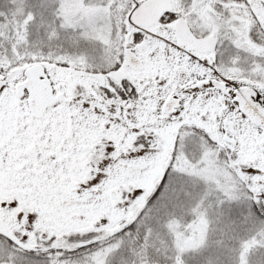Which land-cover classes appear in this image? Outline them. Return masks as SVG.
Returning a JSON list of instances; mask_svg holds the SVG:
<instances>
[{
    "label": "snow or ice",
    "instance_id": "snow-or-ice-1",
    "mask_svg": "<svg viewBox=\"0 0 264 264\" xmlns=\"http://www.w3.org/2000/svg\"><path fill=\"white\" fill-rule=\"evenodd\" d=\"M0 264H264V0H0Z\"/></svg>",
    "mask_w": 264,
    "mask_h": 264
}]
</instances>
